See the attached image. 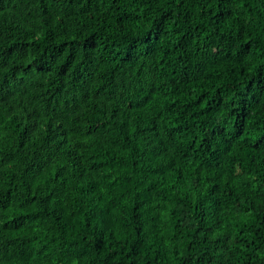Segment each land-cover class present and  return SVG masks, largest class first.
Segmentation results:
<instances>
[{"label":"trees","instance_id":"obj_1","mask_svg":"<svg viewBox=\"0 0 264 264\" xmlns=\"http://www.w3.org/2000/svg\"><path fill=\"white\" fill-rule=\"evenodd\" d=\"M0 264H264V0H0Z\"/></svg>","mask_w":264,"mask_h":264}]
</instances>
